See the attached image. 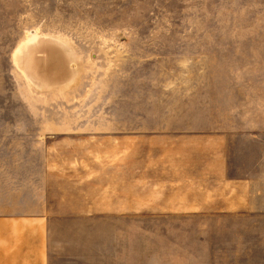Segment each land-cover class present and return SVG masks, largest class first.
I'll list each match as a JSON object with an SVG mask.
<instances>
[{
	"label": "rangeland",
	"instance_id": "obj_1",
	"mask_svg": "<svg viewBox=\"0 0 264 264\" xmlns=\"http://www.w3.org/2000/svg\"><path fill=\"white\" fill-rule=\"evenodd\" d=\"M260 85L264 0H0V216L56 219L51 264H191L177 156Z\"/></svg>",
	"mask_w": 264,
	"mask_h": 264
},
{
	"label": "crops",
	"instance_id": "obj_2",
	"mask_svg": "<svg viewBox=\"0 0 264 264\" xmlns=\"http://www.w3.org/2000/svg\"><path fill=\"white\" fill-rule=\"evenodd\" d=\"M217 99L224 114L199 116L198 141L192 134L193 146L177 156L174 212L190 221L191 264H264V85ZM50 216H0V264H51Z\"/></svg>",
	"mask_w": 264,
	"mask_h": 264
},
{
	"label": "bare ground",
	"instance_id": "obj_3",
	"mask_svg": "<svg viewBox=\"0 0 264 264\" xmlns=\"http://www.w3.org/2000/svg\"><path fill=\"white\" fill-rule=\"evenodd\" d=\"M27 34V33H26ZM33 38V37H32ZM33 39H29V41H32Z\"/></svg>",
	"mask_w": 264,
	"mask_h": 264
}]
</instances>
